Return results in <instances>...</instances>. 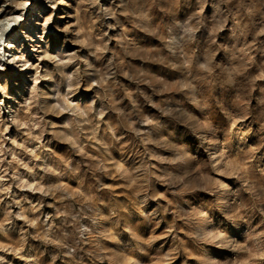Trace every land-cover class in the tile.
I'll return each instance as SVG.
<instances>
[{"label": "rangeland", "instance_id": "1", "mask_svg": "<svg viewBox=\"0 0 264 264\" xmlns=\"http://www.w3.org/2000/svg\"><path fill=\"white\" fill-rule=\"evenodd\" d=\"M6 18L0 264H264V0Z\"/></svg>", "mask_w": 264, "mask_h": 264}, {"label": "bare ground", "instance_id": "2", "mask_svg": "<svg viewBox=\"0 0 264 264\" xmlns=\"http://www.w3.org/2000/svg\"><path fill=\"white\" fill-rule=\"evenodd\" d=\"M5 20H6V22H4V19L0 20V22L2 21V23L0 24V27H1L0 28V30H1L0 31V46L4 42V39H3L4 37L3 36L5 35V32H6L7 28H10L11 24L16 21L15 18L14 19L6 18ZM15 57H16V54H15V56L12 59H15Z\"/></svg>", "mask_w": 264, "mask_h": 264}]
</instances>
